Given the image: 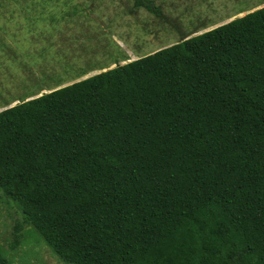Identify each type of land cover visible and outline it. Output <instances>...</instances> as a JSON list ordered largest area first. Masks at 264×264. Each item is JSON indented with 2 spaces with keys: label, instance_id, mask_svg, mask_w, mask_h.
<instances>
[{
  "label": "trees",
  "instance_id": "obj_1",
  "mask_svg": "<svg viewBox=\"0 0 264 264\" xmlns=\"http://www.w3.org/2000/svg\"><path fill=\"white\" fill-rule=\"evenodd\" d=\"M250 9L76 82L54 71L0 110V204L21 211L9 248L31 226L66 264H264V6ZM63 60L68 77L91 69Z\"/></svg>",
  "mask_w": 264,
  "mask_h": 264
},
{
  "label": "rangeland",
  "instance_id": "obj_2",
  "mask_svg": "<svg viewBox=\"0 0 264 264\" xmlns=\"http://www.w3.org/2000/svg\"><path fill=\"white\" fill-rule=\"evenodd\" d=\"M44 1L8 0L7 11H0V110L34 94L36 87L40 89L37 96L49 91L55 84L45 88L41 78L55 75L54 71L69 81L65 83L76 82L101 72L96 69L99 64L115 60L118 54L128 58L122 65L169 47L182 36L199 35L246 13L237 15L240 11L264 6L258 5L264 0H151L159 9L155 15L132 7L131 0H51L43 9ZM74 4L76 12L64 21L55 24L46 19L52 14L59 18ZM44 27L52 36H39ZM63 59L77 67L87 62L84 66L91 69L80 78L68 77L61 72L66 68ZM5 202L0 204V249L10 263L66 264L31 226L26 227L21 245L9 248L8 230L21 211L13 200Z\"/></svg>",
  "mask_w": 264,
  "mask_h": 264
},
{
  "label": "clouds",
  "instance_id": "obj_3",
  "mask_svg": "<svg viewBox=\"0 0 264 264\" xmlns=\"http://www.w3.org/2000/svg\"><path fill=\"white\" fill-rule=\"evenodd\" d=\"M47 92H48V91H47ZM47 92H45V93H47ZM43 94H44V93H43ZM40 95H41V94H40ZM40 95H39V96H40ZM34 98H35V97H34ZM16 104H17V103H16ZM16 104H15V105H16Z\"/></svg>",
  "mask_w": 264,
  "mask_h": 264
}]
</instances>
